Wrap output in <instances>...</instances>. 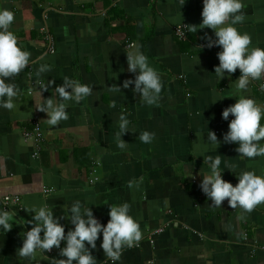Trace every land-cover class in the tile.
Wrapping results in <instances>:
<instances>
[{
	"label": "crops",
	"instance_id": "obj_1",
	"mask_svg": "<svg viewBox=\"0 0 264 264\" xmlns=\"http://www.w3.org/2000/svg\"><path fill=\"white\" fill-rule=\"evenodd\" d=\"M203 7V0H0V9L15 13L10 30L36 60L11 78L20 89L17 108L0 107V208L13 213L12 229H0V264H36L17 255L22 233L33 226L26 223L34 215L26 207L47 203L67 233L74 225L64 211L76 200L105 225L110 205L128 202L143 231L139 244L125 248L115 262L100 247L101 232L91 249L97 264H264V203L247 212L226 198L214 207L201 188L210 172L203 155H220L224 179L234 185L238 176L229 164L264 174V156L243 157L237 143L223 142L234 117L225 120L222 113L239 98L234 85L241 72L237 68L220 80L215 67L222 46H198L207 41L205 34L216 38L214 29L201 25ZM243 11L245 20L236 26L251 35L253 47L264 48V0H244ZM181 23L190 26L185 40L174 32ZM133 42L162 78L157 104L141 102L134 85L122 87L135 76L126 53ZM43 63L51 71L38 77ZM65 76L93 86L92 94L70 102L69 118L57 125L42 111L45 142L35 157V143L23 131L42 102L40 87L51 97ZM112 84L121 85V92L110 91ZM243 94L264 104V79L252 80ZM121 113L133 129L123 135L126 149L117 147ZM209 129L220 145L206 143ZM144 130L155 132L151 143L139 139ZM7 195L21 200L6 207ZM48 257L66 258L55 246L38 257L40 264H51Z\"/></svg>",
	"mask_w": 264,
	"mask_h": 264
},
{
	"label": "clouds",
	"instance_id": "obj_2",
	"mask_svg": "<svg viewBox=\"0 0 264 264\" xmlns=\"http://www.w3.org/2000/svg\"><path fill=\"white\" fill-rule=\"evenodd\" d=\"M185 2L186 0H181L182 4ZM203 4L201 25L214 29L216 38L209 34L202 38L207 40L209 48L222 46V50L217 53L220 63L215 67L216 75L221 80L225 75L231 77L237 68L241 72L234 85L239 98L236 103L225 107L222 113L225 120H228L230 114L234 117L230 120L229 130L224 134L223 142L237 143L236 150L243 157L264 156V104L243 94L252 80L264 79V48L253 47L251 35L241 32L236 26L246 17L243 11L244 0H203ZM14 19L15 13L12 10L0 9V107L10 110L17 108V98L20 95V89L11 78L21 73L30 63H36L31 52L18 43V37L10 30ZM190 25L192 30H198L199 25ZM126 53L128 71L135 76L125 79L122 87L129 88L134 85L133 92L141 94V102L148 105L157 104L163 88L159 72L150 64L139 43L133 42L127 46ZM49 71L51 65L43 63L37 69L36 75L39 77ZM63 81L53 88V95L48 98L42 95L40 87L42 102H35L38 109L48 114L47 122L50 125L67 120L69 103H79L93 91V86L77 79L65 76ZM50 83L55 84V80ZM41 86L47 89L48 83ZM109 89L118 93L121 92V85L112 84ZM223 98L215 99L214 102ZM119 129L116 133L117 147L126 149L128 142L123 139V135L133 129L124 113L120 114ZM155 135V132L144 130L139 132V139L144 143H151ZM205 141L212 146L222 142L211 129L207 132ZM203 156L204 164L207 163L210 172L203 175L201 188L212 201V206L221 207L225 199L229 198L230 206L250 212L257 205L264 203V174H257L255 170L238 171L236 165L229 164L227 169H231L238 176V183L234 185L224 179L225 170L220 167V155ZM134 183L136 182L129 181V186ZM26 208L34 213L32 219L26 221L33 226L22 233L23 244L18 248L17 255L35 261L36 264H40L38 257L45 255L46 250L51 251L53 246L59 249L61 257L66 258L48 257L51 264H97V258L91 249L97 248L101 232L103 239L100 247L106 257L115 262L121 258L125 248L138 245L143 238L141 225L130 214L131 205L128 202L110 205V219L105 225L94 215L92 207L80 200L74 201L70 208L64 211V217L74 225L67 233L66 225L61 223V217L57 216L47 203L33 204ZM12 227L13 213L6 208H0V229L7 232ZM62 242H65L63 247Z\"/></svg>",
	"mask_w": 264,
	"mask_h": 264
},
{
	"label": "built area",
	"instance_id": "obj_3",
	"mask_svg": "<svg viewBox=\"0 0 264 264\" xmlns=\"http://www.w3.org/2000/svg\"><path fill=\"white\" fill-rule=\"evenodd\" d=\"M43 31L46 33L45 36L48 39V41L51 43V48L53 51L54 47H53L52 35L46 29H44ZM189 31H190V26L187 23L178 24L174 28V32L176 36L181 40H185L188 38ZM198 46L203 49H210L209 47H207V41L205 40H201ZM216 47L217 46H213L211 48H216ZM23 137L26 141H34L35 150L33 154L35 157H38L40 155L41 148L45 142V133H44L43 125H42V111L40 109H37L35 111V114L32 120V126L31 128H26L23 131ZM46 191H50V189H46ZM20 200L21 199L19 196L7 195L4 197V204L6 207H8L12 203H19ZM158 231H162V229L157 230V232ZM53 251H54V246L52 250L49 252H53Z\"/></svg>",
	"mask_w": 264,
	"mask_h": 264
}]
</instances>
